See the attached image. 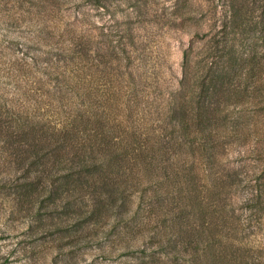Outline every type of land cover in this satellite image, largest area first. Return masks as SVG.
<instances>
[{
  "label": "rangeland",
  "instance_id": "374dc122",
  "mask_svg": "<svg viewBox=\"0 0 264 264\" xmlns=\"http://www.w3.org/2000/svg\"><path fill=\"white\" fill-rule=\"evenodd\" d=\"M37 3L61 7L54 14L56 20L80 19L77 26L84 28L91 42L98 38L100 31L109 32L115 39L122 38L125 47L133 51L127 72L135 81L132 87L140 100L136 110L140 115L134 113L132 123L135 126L139 123L144 129L137 138L131 137L127 130L119 138H123L124 149L127 145L130 149L144 147L146 160L154 167V177L163 181L165 191H173L174 202L187 211L174 229L178 238L189 241L191 237L205 236L210 240V249L200 254L198 251L202 264H264V0H0V113L3 117L10 112L18 114L25 100L21 76L24 42L29 35L27 17L34 14ZM192 41L195 52L192 61L201 71L215 62L220 73L231 66L229 73L233 75L235 66H244L242 80L248 87L243 93L246 95L244 106L250 111L239 135L214 133L217 147L208 163L209 172H201L197 184L184 181L171 148L162 147L154 134H149V140L146 138L153 110L163 106L156 105L178 86L183 51ZM91 87L89 100L96 99L98 94L104 101L103 87L99 92L94 85ZM217 130L223 132L224 128L219 126ZM225 132L231 134L230 124ZM2 138L0 264H141L132 255L119 256L127 243L117 240V235L103 239L102 228L108 229L115 218L113 215L107 223L102 222L103 227L96 226L98 234L93 242L86 243L85 238L76 243L77 236L91 230L66 229L72 219L59 214L63 201L53 204L48 200L52 194L50 179L44 182L39 171L29 166L36 159L35 153L27 152V142L12 144ZM128 158L132 156L128 154ZM256 178L259 180L255 182ZM27 182H32V186H26ZM80 192L81 198L90 204L92 194L88 190ZM256 194L260 198L251 200L254 206H247L244 200ZM258 199L263 201L262 208L256 204ZM171 205V199L168 204L165 202L163 212ZM250 214H253L251 218ZM135 229L121 227L120 235L128 239L133 249L143 248L149 232L143 228L137 237H132ZM159 233L153 240L165 239Z\"/></svg>",
  "mask_w": 264,
  "mask_h": 264
},
{
  "label": "trees",
  "instance_id": "16d2710c",
  "mask_svg": "<svg viewBox=\"0 0 264 264\" xmlns=\"http://www.w3.org/2000/svg\"><path fill=\"white\" fill-rule=\"evenodd\" d=\"M61 10L52 3H37L34 14L27 17L29 35L24 42L21 76L25 100L18 114L10 112L3 117L0 113V137L12 144L27 142V152L35 153L36 159L29 166L39 171L44 182L50 179L52 194L48 200L53 204L63 201L59 214L72 219L66 229L91 230L77 236L76 243L85 238L90 243L98 234L96 226L107 223L113 215L108 229L102 228L103 239L117 235V240L127 243L119 256L132 255L141 264H202L198 251L200 254L210 249V240L205 236L191 237L189 241L178 238L174 229L187 211L174 202L173 191H165L163 181L154 177V167L146 160L144 147L138 145V150L127 145L124 149L121 145L123 138L119 136L126 130L137 138L144 129L139 123H132L133 114L140 115L136 111L140 100L132 87L135 81L127 72L133 51L125 47L122 38L115 39L109 32L100 31L91 42L84 28L77 26L79 16L75 17L79 19L76 22H70L68 17L54 19ZM194 53L192 41L183 51L178 86L163 104L156 105L163 106L153 110L146 137L149 140L154 134L162 147L171 148L184 181L190 184H197L201 172H209L208 163L217 147L214 133L237 136L250 117L244 106L243 93L248 90L242 80L244 66H235L233 75L229 73L231 66L220 73L215 62L201 71L192 61ZM92 85L98 92L103 87L104 101L98 94L89 100ZM229 124L231 134L225 132ZM219 126L223 132L217 130ZM26 186H32V182ZM81 190L92 194L90 204L81 198ZM255 198L260 197L256 194L244 203L254 206L251 200ZM170 199L173 205L164 213V204ZM258 200L256 204L262 208L263 201ZM121 227L130 231L136 228L132 237L145 228L149 232L146 246L133 249L128 239L120 235ZM159 232L165 239L153 240Z\"/></svg>",
  "mask_w": 264,
  "mask_h": 264
}]
</instances>
